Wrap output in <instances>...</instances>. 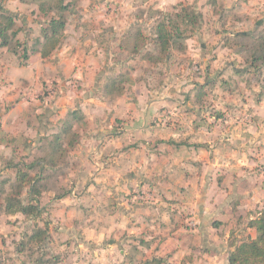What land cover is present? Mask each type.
I'll return each mask as SVG.
<instances>
[{"label":"rangeland","instance_id":"1","mask_svg":"<svg viewBox=\"0 0 264 264\" xmlns=\"http://www.w3.org/2000/svg\"><path fill=\"white\" fill-rule=\"evenodd\" d=\"M123 1L124 4L109 8L125 17L120 49L116 47L106 52L108 45L103 42V34H109L108 29L111 27H107L102 19L107 11L104 0H62L66 5L63 10L60 0H29L24 5H20L19 0H0V21L4 22L1 10L13 14L18 12L13 29L20 28V31L13 42L19 41L20 47L8 53L14 61L22 64L27 60L24 55L33 53V47L41 49L42 44L36 39L42 36L50 19L58 18L61 14L66 16L67 24L69 22L65 30L68 29L70 33L64 31L60 45H67L69 53L78 54L80 60L68 65L64 63L61 67V70L66 71L64 74L56 70V75L55 70L46 67L49 68L46 71L47 78L41 81L42 90L35 98L37 101L30 100V110L35 113L38 111L40 116L56 109V114L53 112L54 119L52 115L42 120L36 116L35 133L7 140L14 146L9 156L0 162V264H87L89 249L85 245L79 246L83 242H75L74 239L89 226V205L97 207L98 219L103 204L113 209L118 205L119 198L114 191L117 177L108 175L107 169L117 165L118 156L145 158L150 149L149 144L141 145L132 133L127 132L125 135L122 125L125 120L111 116L113 120H108L111 125L105 122L111 110L109 103L122 97L130 104L146 107L153 98L163 96L166 90L173 98L170 100L171 106L209 109L212 115L222 114L220 124L227 125L237 114L225 116L221 108L235 95L238 96L240 92L247 94L249 90L252 94L259 92L264 95V67H251L249 62L256 40L264 34V20L258 19L264 15V11L254 10L242 15L215 0ZM39 5L47 9L48 13L41 12ZM75 25L79 27L77 35L70 31ZM252 29L256 31L252 38H239L230 34L237 30ZM165 34L169 35V41L161 38ZM41 40L43 42L44 37ZM227 40L231 43L232 51H217L219 46L227 44ZM92 53L95 57L92 62H88L87 57ZM0 54L4 57L3 52ZM54 56L55 52H52L46 63H52ZM227 60H231V64ZM236 66L239 68L236 69ZM228 67H232L231 70ZM222 74H228L229 77L218 79ZM205 80L207 83L201 86ZM237 80L241 81L240 85ZM115 82L116 87L123 89L120 96L115 93L117 90L113 91L114 95L108 92ZM233 84L238 86L233 89ZM61 87L65 88L67 97L63 100H59ZM137 94L143 95L140 102ZM88 96L94 99L81 102L82 98ZM73 111L77 114L70 118L69 114ZM71 119L73 129L63 137V151L52 152L51 140ZM36 121L31 118L29 124ZM41 121L46 122L45 134L38 130ZM38 159L45 160L41 162L43 167L36 166L29 173L36 179L41 191V195H33L42 208L41 214L35 217L6 213V198L18 192L17 169L22 167L27 170L23 162L30 163ZM125 167L127 173L135 170L133 163H126ZM30 187L31 183H26L22 191L21 197L26 202L32 196ZM89 187L99 189V192L91 197ZM103 187L114 190L112 193H103ZM129 188L133 189L134 186L129 185ZM143 194L138 196L141 203L154 202L150 191L148 195ZM69 197L68 206L77 208L72 214L61 216L57 204ZM229 215L232 216L226 217L227 221L212 222L219 225L215 228L219 229L220 236L230 233L227 244L235 246L241 240L252 238L246 211L241 214L234 211ZM193 216L192 213L188 215L185 224L191 230L198 228ZM63 217L66 219L63 220ZM62 222L66 223L65 228H61ZM238 225H245L244 230L239 231ZM38 228H47L45 238L31 240L30 235ZM239 235L242 237L239 238ZM197 243L198 248H201L200 240ZM194 248L197 249V246L194 245ZM141 261L140 264L143 259Z\"/></svg>","mask_w":264,"mask_h":264},{"label":"crops","instance_id":"2","mask_svg":"<svg viewBox=\"0 0 264 264\" xmlns=\"http://www.w3.org/2000/svg\"><path fill=\"white\" fill-rule=\"evenodd\" d=\"M215 1L242 15L254 10L264 11V0ZM119 3L124 4V1L104 0L107 11L102 19L107 27H111L108 29L109 34H103V42L108 45L106 52L116 47L120 49L124 34V15L109 10ZM19 4L25 3L19 0ZM17 14L15 12V17ZM258 19L264 20V15ZM70 31L77 35L79 27L75 25ZM68 32L66 29L65 33ZM239 32L251 30H237L230 34ZM219 50L232 51L225 45L219 46ZM2 52L0 162L9 156L14 146L7 140L35 133L36 116L42 120L52 115L54 119L53 112L56 109L48 110L43 116L38 111L35 113L30 110V100L37 101L35 98L42 90L41 81L47 78L46 71L49 68L46 67L63 71L64 74L66 71L61 70L64 63L68 65L80 61L78 54L69 53L67 45L56 48V56L49 64L46 63L49 57H42L40 52L29 53L28 59L22 64L13 60L7 47L0 46ZM94 57L92 53L87 61L92 62ZM227 63L231 64V60H227ZM228 68L231 70L232 67ZM227 76L222 74L218 79H226ZM237 82L240 85L241 81ZM233 85V89L238 86ZM64 90L61 87L59 100L67 98ZM251 92H240L223 105L221 109L226 113L225 116L237 114L227 125L220 124L222 114L212 115L209 109L171 106L170 100L173 98L166 90L163 96L153 98L146 107L130 104L122 97L109 103L111 110L105 122L112 119L111 116L125 120L122 123L125 135L127 132L132 133L141 145L149 144L150 149L145 158L118 156L117 165L107 169L108 175L117 177L118 182L115 190L103 187L102 192L112 193L114 190L119 198L118 205L113 209L103 204L100 219L97 207L89 205V226L74 239L75 242H83L79 246L85 245L89 249L87 264H140L142 259L144 262L154 257L161 258L162 264H230L229 255L235 249V246L227 244L230 233L220 236L219 229L215 228L219 225L212 222L227 221L232 216L229 213L233 214L234 211L240 214L246 211L249 222L264 211V95ZM137 95L140 102L143 95ZM88 98H82L81 102L94 99ZM31 118L36 121L32 125L29 124ZM108 123L111 125L110 121ZM40 124L37 129L45 134L46 122L41 121ZM126 163H133L135 170L127 173ZM129 185L134 188L130 189ZM89 191L93 197L99 189L89 187ZM149 191L154 202L141 203L138 196L143 193L148 195ZM68 199L70 197L61 199L57 204L61 216L72 214L77 208L68 206ZM191 213L198 223V228L194 230L185 225ZM65 225L62 222L61 228H65ZM244 226L238 225V230L243 231ZM248 228L252 229L251 237L256 238V230L250 226ZM199 240L203 244L200 243L202 249L198 248Z\"/></svg>","mask_w":264,"mask_h":264},{"label":"trees","instance_id":"3","mask_svg":"<svg viewBox=\"0 0 264 264\" xmlns=\"http://www.w3.org/2000/svg\"><path fill=\"white\" fill-rule=\"evenodd\" d=\"M23 3H28L29 0H20ZM61 1V9H65L66 5ZM39 10L44 14L48 13V10L44 9L41 5H39ZM2 14L1 17L4 20V22L0 21V46L1 47H7L8 50H14L17 51V49L20 47V42L16 41L13 42L20 31V28L13 29V27L16 25V17L14 14H11L7 10H1ZM67 24L66 16L61 14L58 18L52 17L49 21V26H47L42 31V36L44 37V41L42 42L41 37L36 39V42L42 44V48H32V52H40L42 57L46 58L49 57L52 52L55 51V49L60 45V37L63 35L65 28ZM256 31L251 32H239L235 33L234 37L239 38H252L253 34H255ZM161 38H163L164 41H169V35H161ZM227 44L225 46L231 48L230 41H226ZM166 50V48L164 49ZM163 51V50H162ZM239 52V50H237ZM26 59H28L29 54L24 55ZM251 67H264V34L260 35L259 38L256 40L253 51L251 53V58L249 60ZM116 82L114 83V87L112 89H109L108 92L111 95H114L113 91L117 90L118 96L120 94L122 95L123 89L116 87ZM77 112L73 111L71 114H69L70 118L73 116H76ZM73 119L71 121H68L65 123L63 128L61 129L60 133L56 134L54 138L51 140L50 144L53 148L52 152L61 153L63 151L62 148V141L63 137L67 135L69 132L73 129ZM43 162H45L44 159H42ZM41 159L36 160L34 162L26 163L23 162L22 165L27 170H24L22 167L17 169V182L19 186H17L18 192L14 194L13 196H8L5 200V212L8 214H16V213H22L24 215H31L38 217L41 212L42 208L38 204L37 198H34V194L36 196L41 195V191L36 183V179L31 176L29 173L30 170L37 167H43L41 165ZM48 161V160H47ZM26 183H31L30 187V193L32 194L29 198V202H26L22 196V191L24 189V185ZM4 184V183H3ZM18 193V194H17ZM0 199H1V192H0ZM36 201V203H34ZM249 226L254 228L257 232L256 238H250L247 240H241L239 244L235 245V249L230 252L229 255V262L230 264H264V211L256 216L254 219H252L249 222ZM47 232V228H38L32 235H30L31 240H41L42 238H45ZM163 260L161 258H152L144 261L142 264H162Z\"/></svg>","mask_w":264,"mask_h":264},{"label":"built area","instance_id":"4","mask_svg":"<svg viewBox=\"0 0 264 264\" xmlns=\"http://www.w3.org/2000/svg\"><path fill=\"white\" fill-rule=\"evenodd\" d=\"M194 225V224H193Z\"/></svg>","mask_w":264,"mask_h":264}]
</instances>
